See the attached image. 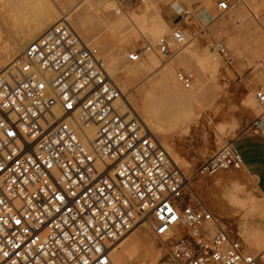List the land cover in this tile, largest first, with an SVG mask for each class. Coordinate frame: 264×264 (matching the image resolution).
Returning <instances> with one entry per match:
<instances>
[{
	"label": "built area",
	"instance_id": "obj_1",
	"mask_svg": "<svg viewBox=\"0 0 264 264\" xmlns=\"http://www.w3.org/2000/svg\"><path fill=\"white\" fill-rule=\"evenodd\" d=\"M217 9L226 14L232 4ZM185 38L174 29L173 43L147 42L128 61L155 52L168 62ZM210 48L233 65L224 43ZM12 67L0 64V264H114L112 250L139 226L174 264H259L248 257L246 228L223 225L189 198V180L159 139L135 110L120 112L123 92L97 47L59 23ZM176 79L189 90L194 75L180 70ZM256 99L264 106L263 89ZM242 167L228 144L194 177Z\"/></svg>",
	"mask_w": 264,
	"mask_h": 264
},
{
	"label": "rangeland",
	"instance_id": "obj_2",
	"mask_svg": "<svg viewBox=\"0 0 264 264\" xmlns=\"http://www.w3.org/2000/svg\"><path fill=\"white\" fill-rule=\"evenodd\" d=\"M74 1V7L83 5V10H86L85 6L89 5L85 1L93 5L86 17L89 20L87 24L89 33L86 35L89 36L90 33L93 36L96 34L102 35V24L99 25L96 20V15L99 16L103 13L97 9V4L101 0ZM220 1L155 0L156 3L158 2V15L168 24L172 33L174 29H182L187 36L188 43L193 45L194 52L197 55H204L209 50L219 58L221 69L220 73L217 74V79L207 74L204 77L206 85L194 98L184 101H170L171 88L169 86L172 85L175 90L183 88L176 79L178 71L182 70L193 74V85L203 79L196 71L194 61L190 60L189 57L178 61L179 48L174 46L173 48L176 49L177 54L168 62L163 61L156 53L158 56V76L155 75L152 80H145L147 73H141L139 78H130V85L128 86L130 102L138 111L143 108L144 99L148 93L154 96L152 101L160 115L158 121L163 131L168 133L154 135L160 142L167 139L171 149L188 164V167L183 169L178 166L186 177H192L191 188L188 185L189 188L186 189L187 196L189 198L194 195L197 196L208 206L211 212L213 199L220 197L222 194L220 184L226 185L228 183L232 185L230 179L233 178L237 184L245 189V194L248 193L247 196L245 195L246 197H257L252 184L244 178L241 170L221 171L215 176L203 178L202 180L194 176L198 168L208 158L221 151L226 145L232 144L241 135L251 131L260 116L264 114V106H261L256 99V92L260 89L264 90V79L260 81L259 76V72L264 74V0H229L232 9L222 15L217 9ZM65 5V0H0V51L11 45L17 37L16 35L24 34L26 30L32 29V26L34 28L33 24L35 22L37 25V21H41L40 13H42L44 6L54 9L56 6ZM122 5L127 11H134L138 14L142 12L143 8V4L131 5L129 2H123ZM178 6L187 14L180 16L179 11L176 9ZM35 8L36 10H34ZM71 8L67 9L70 10L69 15L73 11ZM153 19L154 17L151 18V21ZM171 32L170 35L165 37H168L172 42ZM80 36L82 37V34ZM82 38L86 41L87 38L91 37L83 36ZM123 38L124 35L115 37L107 32L101 40L110 49L118 51L123 58L125 57L121 59V65L126 64L129 54L141 50L147 42L155 44L158 40L151 35H147L145 38L135 41L129 47ZM230 41L233 42V48L238 54L229 46ZM213 42L225 44L234 60L232 66H228L224 58L210 48V44ZM98 49L105 57V52L101 48ZM237 56H241V58ZM146 58L147 55L139 63L131 64L139 67L141 62L146 61ZM175 61L176 63H174ZM171 63H174V74L172 76L170 75L171 69L168 67ZM163 82L166 84L161 85ZM117 86L119 87V84ZM186 115H192L197 122L192 121L189 124H182V121L187 119ZM219 190L221 191L219 192ZM235 214L241 220L244 218V212L242 211H236ZM215 216L219 218L223 225H227L229 228L235 229L236 223H241V221L234 219L229 220L223 214ZM241 225L243 226L244 223H241ZM252 229L256 228L252 227ZM146 230L149 229L146 228ZM148 232L151 233L150 230ZM151 238L154 239L153 235H151ZM154 242L157 250L151 256L152 258L144 257L146 260L143 259L144 246H142L143 248H139L140 262L133 264H154L157 261V264H174L168 257H165L164 252L159 251L155 239ZM246 250L249 255L247 248ZM260 257L259 261L263 263L262 256L260 255Z\"/></svg>",
	"mask_w": 264,
	"mask_h": 264
},
{
	"label": "bare ground",
	"instance_id": "obj_3",
	"mask_svg": "<svg viewBox=\"0 0 264 264\" xmlns=\"http://www.w3.org/2000/svg\"><path fill=\"white\" fill-rule=\"evenodd\" d=\"M65 1H66L65 6H56L54 9L49 6H44L42 8V13H40L41 14L40 16L42 17V18L40 17L41 21L39 22L37 21L38 23L37 25L35 22L33 24L34 28L33 26L32 27L30 26L32 29H28V31L26 30L24 34L21 33L16 35L17 37L14 39L12 44L6 46L4 49H2V51H0V64H2L3 66L10 65L11 67L12 66L14 67V64L17 62V59L23 54V52L31 42L42 36L52 26L59 23L67 24L71 28H73L79 35L82 34V37L83 36L91 37V38H87L86 41L88 43L91 42V45H95L97 48H101L102 51L105 52L106 56L104 55L105 56L104 58L106 61L107 71L109 73V76L114 82L119 84V88H121L123 92L122 100L119 101L120 112L123 115L129 117L135 110L140 116L141 120L143 119L142 120L143 124L150 130V132L151 131L153 132V133L151 132L152 134L159 135L161 133H166L165 131H163V128L161 127L158 121L160 115L157 112L155 108V104L152 101L153 100L152 98H154V96L151 93L150 94L148 93V95H146L143 103V108L142 109L139 108L140 109L139 111L136 110V108L133 106V104H131L129 99L130 95H129L128 86L130 85L129 82L130 78L133 77L139 78V75L141 73H147L145 80H152V78L155 75L158 76L157 54L155 52L146 53L145 54L147 55L146 61L141 62L139 67L138 65H133L128 61L126 62L125 65H121V59L123 58V56L120 55L118 51L116 50L114 51V49L113 50L110 49L107 46V44L102 43L101 41L105 36V33L110 32L115 37L124 35L123 38L124 42L128 44L127 46L131 47L132 44L135 43V41H139L140 38H145V36L147 35H151L152 37H154V39H159L166 35H170L169 33L171 32V28L157 13L158 2L156 3L155 0H146L143 3L142 12L138 14L134 11L133 12L127 11L126 8L122 5L123 3L120 4L115 0H101V2L97 4V9L99 12L101 11L103 13L102 15L99 16L96 15V20L99 25L102 24V35L96 34L93 36L90 33L88 36L86 34L89 33L87 26L89 20H87L86 17L88 11L93 8V5L85 1L86 4L89 5H86L84 2L83 4L84 6L86 5L85 6L86 10H83L82 9L83 5L74 7V3H75L74 0H65ZM68 8L73 9L72 14L70 13V15H69L70 10H67ZM176 9L179 12L182 11V9L179 6ZM34 10H36V8ZM152 17H154V19L151 21ZM187 40L188 39L186 36L185 43L182 46L175 45V47L179 48L178 61L182 60L183 58L189 57L190 60L194 61L195 69L198 72V74L203 77V79L197 81L189 90H186L184 88L175 90L172 88V85L169 86L171 88L169 93L170 101L173 100L184 101L187 99L194 98L206 85L205 84L206 80L204 79V77L207 74H210L211 77L217 79L218 78L217 74L220 73L221 64L219 58L209 50H207L204 55H197V53L194 52L193 45H190V43H188ZM229 46L236 54H238L234 50L235 48H233L234 44L232 41L229 42ZM174 63H176V61ZM173 64L171 63L168 66L171 69L170 70L171 76L174 74ZM263 75H264L263 72H259V76L261 78L260 81L264 79V77H262ZM164 84L166 83L165 82L161 83V85ZM186 118L187 119H184V121L181 120L182 124H187V123L189 124L192 121L197 122V120H195L192 115H186ZM92 131L93 129L89 130L91 135H92ZM161 144L167 150V152L174 160V162L181 169L188 167V164L185 163L177 155V153L171 149L167 139L163 140ZM187 179L189 180L187 184L190 187L191 177L190 178L187 177ZM230 182H232L233 184L232 185L231 184L229 185L228 183L227 184L225 183L226 185L220 184L219 187L222 190L223 200H225L236 211L244 212L245 222L243 226L246 228L245 241H246L247 249L249 251L248 257L255 258L262 254H263L262 256H264V230L261 228H256L254 229L255 230L254 231L252 229L253 226L247 222V220L251 216L253 217L254 216L253 214L257 212V207L259 208V206L261 205L257 204L258 202L256 197H250V196L246 197L248 193L245 194V189H243L241 185L237 184L234 178L230 179ZM221 190H219V192ZM260 210L263 211L264 213V209L263 210L260 209ZM148 231L149 230H146L145 226H139L131 234L125 237L112 250L111 258L114 264H133L140 262L139 248L140 247L143 248L142 246H144L143 249L144 251L142 250L144 252L142 255L143 259H145L144 257L153 256L154 252L157 250V246L154 242V239L152 240L151 238L152 234ZM159 251L162 252V249L160 247H159Z\"/></svg>",
	"mask_w": 264,
	"mask_h": 264
},
{
	"label": "crops",
	"instance_id": "obj_4",
	"mask_svg": "<svg viewBox=\"0 0 264 264\" xmlns=\"http://www.w3.org/2000/svg\"><path fill=\"white\" fill-rule=\"evenodd\" d=\"M237 57L241 58V56ZM232 145L243 161L241 174L252 184L254 193L257 195V204L261 205L259 208L257 207V212L253 214L254 216H251L247 222L255 228L264 230V213L260 210L264 209V114L260 116L251 131L238 137ZM211 209L214 215L223 214L229 220L234 219L236 221H241V223L245 222L244 218L241 220L236 216L235 209L223 200L222 194L220 197H215L213 199ZM241 223L237 222L236 224L237 226H242ZM263 257L264 256H262L263 263L259 261V264H264ZM157 262L155 264H157Z\"/></svg>",
	"mask_w": 264,
	"mask_h": 264
}]
</instances>
